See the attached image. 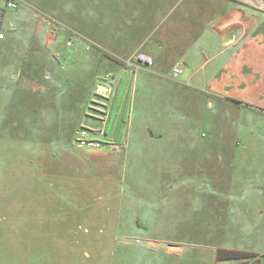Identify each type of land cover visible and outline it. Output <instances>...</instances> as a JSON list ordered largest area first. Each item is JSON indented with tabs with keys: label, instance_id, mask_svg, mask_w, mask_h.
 I'll use <instances>...</instances> for the list:
<instances>
[{
	"label": "rangeland",
	"instance_id": "obj_1",
	"mask_svg": "<svg viewBox=\"0 0 264 264\" xmlns=\"http://www.w3.org/2000/svg\"><path fill=\"white\" fill-rule=\"evenodd\" d=\"M15 1L13 11L23 9L29 20H18L15 34L9 18L3 22L6 12L0 21V264H210L205 244L241 243L238 220L255 208L240 163H251L235 161L239 172L233 161H219L221 140L200 114L188 113L179 134L144 137L154 115L137 98L127 128L114 130L111 121L108 135L93 130L99 147L75 141L80 112L98 117L93 74L118 67L115 48L136 30L130 3ZM46 17L55 20L54 57L62 61L51 77L40 47L51 36H37ZM80 45L90 52L81 68L71 54Z\"/></svg>",
	"mask_w": 264,
	"mask_h": 264
},
{
	"label": "crops",
	"instance_id": "obj_2",
	"mask_svg": "<svg viewBox=\"0 0 264 264\" xmlns=\"http://www.w3.org/2000/svg\"><path fill=\"white\" fill-rule=\"evenodd\" d=\"M123 1H128L133 8L130 18L138 19L133 24L136 30L126 32L131 39H123L115 48L120 51L118 67L93 74L91 90L97 92L101 100L95 110L98 117H92L94 113L80 112L77 126L85 121L90 133L100 131L104 135H108L111 121H114V130L127 128L131 122L126 119L127 112L131 101L134 103L137 98L148 113L154 115L151 118L153 129L148 122L141 131L144 137L155 132L179 134L174 131L176 127L188 129V113L200 114L202 121L221 140L219 161H233V166L235 161L251 163L250 166L240 163V166L247 174L242 183L249 194L247 201L255 208L247 219L238 220V225L243 226L239 235L241 243L204 245L213 251L208 262L264 264V8L257 7L252 0ZM13 10L6 11L3 22L9 18L12 25L9 30L15 34L20 28L17 21L27 18L23 15L27 13L23 9ZM46 18L40 21L37 36L40 40L51 36L50 46L40 42L46 57L41 63L51 77L49 69L57 71L62 61L54 57L59 42L57 36L52 37L55 27ZM30 43H24L20 49L27 50ZM80 46L71 54L73 65L81 68L90 58V52L85 45ZM137 53L151 56L154 65L133 68ZM24 55L26 59L32 57L26 51ZM176 64L183 65L184 71L179 76L172 72ZM130 108L135 111L133 106ZM123 117L126 121L122 126ZM227 136H233L235 142L231 143ZM115 146L119 149L125 144ZM208 183L202 181L199 189H205ZM239 210L242 213L246 208L242 206ZM156 242L157 248H161L159 241ZM224 250L256 256L219 259V253Z\"/></svg>",
	"mask_w": 264,
	"mask_h": 264
},
{
	"label": "built area",
	"instance_id": "obj_3",
	"mask_svg": "<svg viewBox=\"0 0 264 264\" xmlns=\"http://www.w3.org/2000/svg\"><path fill=\"white\" fill-rule=\"evenodd\" d=\"M261 3L260 6H262V8H264V0L260 1ZM17 7L16 1L15 0H0V21L2 19V15L8 11V10H13ZM46 20L49 22H53L55 21L54 19H48L46 18ZM54 24V23H53ZM0 38H4L2 33H0ZM68 45H72L71 41H68L67 43ZM136 59H137V63H135L133 66V68H141V67H152L154 65V59L149 56L146 55L144 53H137L136 54ZM184 71L183 69V65L181 64H176L173 66L172 68V72L175 76H179L180 74H182ZM111 76V75H110ZM75 141L79 144V145H84V146H93V147H99L101 146V142L96 141V140H91L90 139V129L88 128L87 124L85 121H81L76 129V134H75Z\"/></svg>",
	"mask_w": 264,
	"mask_h": 264
},
{
	"label": "trees",
	"instance_id": "obj_4",
	"mask_svg": "<svg viewBox=\"0 0 264 264\" xmlns=\"http://www.w3.org/2000/svg\"><path fill=\"white\" fill-rule=\"evenodd\" d=\"M218 256H219V259L225 260V259L254 258L256 255L247 254V253H244V252L224 250V251H221Z\"/></svg>",
	"mask_w": 264,
	"mask_h": 264
}]
</instances>
